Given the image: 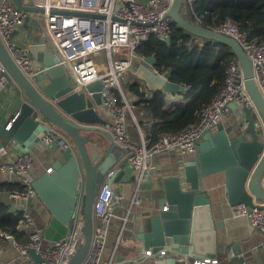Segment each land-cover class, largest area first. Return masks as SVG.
Here are the masks:
<instances>
[{
  "label": "water",
  "instance_id": "1",
  "mask_svg": "<svg viewBox=\"0 0 264 264\" xmlns=\"http://www.w3.org/2000/svg\"><path fill=\"white\" fill-rule=\"evenodd\" d=\"M184 1L173 0L167 16L191 36L213 40L230 48L240 63L245 89L264 123V99L241 46L232 37L188 20L182 13ZM12 2L20 10L42 12L40 8L23 4L22 0ZM31 24L36 26V30L29 35V43L25 47L33 70L30 76L23 75L0 42V61L8 72L6 81L19 102L16 118L10 121L12 114L0 128V148L13 146L20 152H26L50 127L60 129L69 138L71 147L58 148V140L48 146L49 155L53 158L52 172L44 171L35 177L32 187L52 217L69 227L81 190L82 235L67 263L81 264L89 250L93 203L104 174L115 166L107 183L112 194L118 195V183L130 182L132 169L126 156H122L120 151L114 152L116 145L107 129L114 115L103 104L100 81L86 85L84 91L73 90L72 78L67 68L59 63L60 56L50 47L37 16L25 17L23 26ZM144 61L135 64L133 76L146 90L152 93L183 90L180 84L170 81L168 73L159 75L154 71L153 56L146 57ZM85 92L90 95L87 97ZM229 107L236 106L230 103ZM241 110L245 124L236 123L229 131L219 124L214 130L204 133L196 145L192 168L183 170V177L179 170L164 179V196L159 200L157 214L150 218V230L137 237L143 242V251L151 249L156 253L165 247L168 253L143 257L144 260L150 259L148 264H175L184 256L202 258L214 256L220 250L216 229L221 221L213 219L202 178L223 173L225 195L230 205L243 203L252 207L255 202H264V189L259 182L264 170V137L257 128L254 113L246 107ZM37 116H41L45 123L34 121ZM8 123L10 127L6 129ZM104 141H107L106 145ZM189 174L194 175V180ZM261 251H264V238L258 247V252ZM223 253L222 262L225 264H244L252 259L250 255L241 254L237 245ZM30 255L34 261L40 260L32 250Z\"/></svg>",
  "mask_w": 264,
  "mask_h": 264
},
{
  "label": "built area",
  "instance_id": "2",
  "mask_svg": "<svg viewBox=\"0 0 264 264\" xmlns=\"http://www.w3.org/2000/svg\"><path fill=\"white\" fill-rule=\"evenodd\" d=\"M173 0H22L23 4L42 9V12H26L15 6L12 0H0V42L11 57L16 67L25 76L33 73L31 59L22 47L15 32L23 26L26 16L35 17L43 25L52 50L59 54L60 64L67 68L73 82V90H82L86 85L100 81L103 104L114 115L107 127L116 147L122 156L127 157L132 169L133 180L139 184L153 166L152 157L164 151L177 149L181 154H196V145L207 131L214 130L222 123L230 112L229 104L246 107L256 117L260 134L264 137V123L259 116L245 85L239 61L233 56L225 67L223 81L209 103L198 113V119L188 127L177 131H162L150 143L142 141L132 143L126 133V113L129 104L124 97L122 82L126 75L133 74L135 61H144L145 57L138 54V48L150 37L168 42L172 34V20L167 12ZM197 0H185V9L189 10L197 24L200 19L194 14L192 7ZM217 33L235 39L248 58L256 86L264 99V43H258L249 38L247 32L241 31L237 24L227 18L210 28ZM157 74L162 72L156 68ZM7 69L0 61V90L6 84ZM82 88V89H81ZM142 87L140 86V91ZM86 93V92H85ZM87 97L90 93H86ZM144 95L146 98L152 96ZM121 97V102L118 100ZM90 98V97H89ZM14 113L12 119L17 116ZM34 121L45 123L41 116ZM10 123V122H9ZM6 126L9 129L10 124ZM58 140L57 147H71L69 138L58 128L50 127L40 138V142L49 146ZM4 149L3 147L0 148ZM33 156L30 152H20L18 155L0 162V174L4 183L17 184L21 188H13L5 193L9 199L8 211L11 215H20L17 228L27 235L25 242H19L9 232L0 231V237L10 240L18 249L21 257L30 264H67L74 255L82 235V192L77 198L69 232L61 239L45 248L42 232L34 225L29 211L31 199L36 197L32 182ZM115 166L104 174L93 203V231L89 250L81 264H114L113 255L104 259L108 227L113 217V202H120L122 196L113 195L107 179ZM52 172V168H46ZM259 182L264 189V170ZM132 203H139L136 194ZM166 209V207H165ZM232 216H243L249 224L264 234V202H255L254 206L243 203L231 205ZM126 219L125 217H121ZM125 238L119 236L117 244L124 243ZM32 250L39 258L34 261L30 255ZM165 248L153 253L151 249L142 251V257L165 256ZM183 260L187 264H219L216 256L188 257Z\"/></svg>",
  "mask_w": 264,
  "mask_h": 264
},
{
  "label": "crops",
  "instance_id": "3",
  "mask_svg": "<svg viewBox=\"0 0 264 264\" xmlns=\"http://www.w3.org/2000/svg\"><path fill=\"white\" fill-rule=\"evenodd\" d=\"M35 30L36 26L32 24L20 27L15 33L18 43L25 48L26 44L29 43V35L33 34ZM142 62L144 63L145 61ZM138 63L139 61H135L133 67ZM154 68L156 67L154 66ZM128 75H126V79L122 82L123 94L129 104L126 113V133L129 140L136 145L141 144L142 141L150 143L157 136L159 124H156L157 122L151 118V115L141 105L137 104L138 97L130 93L126 85L127 83H135L138 85L139 91L141 86V92L146 96H149L150 91L137 83L133 74ZM182 91L165 93L166 111H170L178 104L185 102L182 97ZM118 100L121 102V97ZM186 105H188L187 102ZM18 108V99L13 95L11 87L7 83L0 90V128L8 121L12 114L16 113ZM241 109L242 107L239 106L230 108V112L224 117L221 124L227 131L236 123L245 124ZM82 134H85V132H82ZM104 144L106 145L107 141H104ZM118 151L119 149L116 147L114 152ZM28 152L33 156L32 175L34 178L46 171V168L51 167L53 158L49 155L48 146L39 141ZM19 153L20 151L14 149L13 146L1 149L0 162ZM193 161L194 155L181 154L177 149L164 151L152 157L150 163L153 168L150 173L145 174L139 184L134 182L133 175L130 182L118 183L119 195L122 196V200L120 202H113L115 217L112 218L108 227L104 259L111 258V255H113L114 264H148L150 262V259H143L141 255L144 250L143 242L137 236L143 235L142 233L150 230V218L157 214L159 200L164 196V179L172 176L179 170H181L180 175L183 177V170L188 171L191 169ZM189 175L191 179L194 176L193 174ZM123 177L125 178L126 174ZM1 181H3V177L0 174ZM224 182L225 176L223 173L202 178L203 190L207 192L210 199L213 219L221 221L216 229L217 244L220 250L214 256L220 259L219 264H225V262H222V259L225 257L223 251L227 248L232 249L234 245H237L240 248L241 254L252 256V259L246 261L244 264H264V251L258 252V247L263 241L264 234L261 230L252 227L245 217L232 216L230 211L231 205L227 202L225 195ZM135 194L139 199V203H132V198ZM8 201L7 195L4 192L1 193L0 202L7 205ZM29 211L35 227L42 232L43 246L45 248L50 247L54 241L63 238L69 232L70 227L64 226L54 219L37 196L31 199ZM121 217H125L126 219H122ZM17 230L21 233L17 240L25 242L27 235L18 228ZM119 236L125 238L124 243L117 244ZM0 264H30V261L21 257L18 249L10 240L0 237ZM175 264L187 263L182 259L176 260Z\"/></svg>",
  "mask_w": 264,
  "mask_h": 264
},
{
  "label": "trees",
  "instance_id": "4",
  "mask_svg": "<svg viewBox=\"0 0 264 264\" xmlns=\"http://www.w3.org/2000/svg\"><path fill=\"white\" fill-rule=\"evenodd\" d=\"M192 10L203 27L213 28L230 18L249 38L264 43V0H197ZM190 21L195 18L189 10L182 9ZM138 54L153 56L155 67L169 74L170 81L183 87L185 102L170 111L165 110L166 97L157 91L146 98L138 85L127 83L130 93L138 97L137 104L145 109L159 124L162 131L177 132L195 123L199 111L206 106L219 89L227 62L233 57L229 47L209 39L193 37L172 22V34L168 42L150 36L137 50ZM119 99V96H118ZM186 102L188 105H186ZM20 189L17 184L0 182V190ZM20 215L9 213L7 205L0 202V231L9 232L18 238Z\"/></svg>",
  "mask_w": 264,
  "mask_h": 264
},
{
  "label": "rangeland",
  "instance_id": "5",
  "mask_svg": "<svg viewBox=\"0 0 264 264\" xmlns=\"http://www.w3.org/2000/svg\"><path fill=\"white\" fill-rule=\"evenodd\" d=\"M129 76V75H128ZM126 77V76H125ZM133 78V77H132ZM123 84V83H122Z\"/></svg>",
  "mask_w": 264,
  "mask_h": 264
},
{
  "label": "bare ground",
  "instance_id": "6",
  "mask_svg": "<svg viewBox=\"0 0 264 264\" xmlns=\"http://www.w3.org/2000/svg\"><path fill=\"white\" fill-rule=\"evenodd\" d=\"M82 89V88H81Z\"/></svg>",
  "mask_w": 264,
  "mask_h": 264
}]
</instances>
